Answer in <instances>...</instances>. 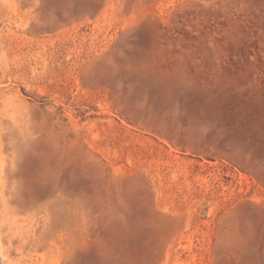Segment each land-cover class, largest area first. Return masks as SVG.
I'll return each mask as SVG.
<instances>
[{
    "label": "rangeland",
    "instance_id": "374dc122",
    "mask_svg": "<svg viewBox=\"0 0 264 264\" xmlns=\"http://www.w3.org/2000/svg\"><path fill=\"white\" fill-rule=\"evenodd\" d=\"M4 264H264V0H0Z\"/></svg>",
    "mask_w": 264,
    "mask_h": 264
},
{
    "label": "bare ground",
    "instance_id": "6f19581e",
    "mask_svg": "<svg viewBox=\"0 0 264 264\" xmlns=\"http://www.w3.org/2000/svg\"><path fill=\"white\" fill-rule=\"evenodd\" d=\"M4 259H5V257L3 255L2 251H1V247H0V264H4L5 263Z\"/></svg>",
    "mask_w": 264,
    "mask_h": 264
}]
</instances>
